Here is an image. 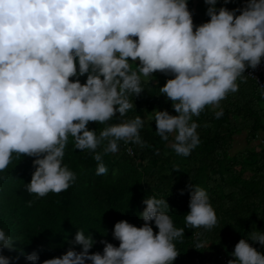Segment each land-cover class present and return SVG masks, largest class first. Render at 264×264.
<instances>
[{
    "label": "clouds",
    "instance_id": "1",
    "mask_svg": "<svg viewBox=\"0 0 264 264\" xmlns=\"http://www.w3.org/2000/svg\"><path fill=\"white\" fill-rule=\"evenodd\" d=\"M206 3L210 19L194 25L188 0H0V170L14 153L34 156L28 190L38 196L66 190L77 179L63 162L71 136L81 150L103 145L94 157L97 174L106 173L104 152L117 151L121 139L143 143L141 115L109 121L133 107L130 94L144 89L141 74L151 77L156 70L174 73L160 92L176 110L156 111V131L166 141L171 134L170 147L189 155L200 143L193 116L219 106L239 89L245 69L264 57V0H246L239 10ZM137 58L138 70H132ZM90 121L105 126L97 134ZM191 187L185 226L212 228L218 218L207 189ZM144 203L141 226L115 223L118 246L104 240L103 252H90L94 237L80 228L74 242L82 251L70 247L42 264H173L175 240L185 227L175 225L166 198L152 194ZM249 237L264 244V230L242 237L228 264H264V252ZM13 239L0 227V248L13 247ZM11 259L0 251V264ZM27 259L39 261V252Z\"/></svg>",
    "mask_w": 264,
    "mask_h": 264
},
{
    "label": "trees",
    "instance_id": "2",
    "mask_svg": "<svg viewBox=\"0 0 264 264\" xmlns=\"http://www.w3.org/2000/svg\"><path fill=\"white\" fill-rule=\"evenodd\" d=\"M245 2L217 0V5L239 10ZM188 5L194 25L210 19L206 0H188ZM130 63L132 70H138V58ZM172 75L161 70L151 77L141 74L144 89L130 94L133 107L111 118L109 123L141 115L143 143L131 140L132 155L125 151L124 139L117 151L104 152L106 173L97 174L94 157V151L103 152V145L81 150L70 136L63 162L77 173L76 182L59 193L38 196L28 190L35 157L13 154L8 167L0 170V227L14 238L13 247L3 246L0 251L12 258L10 264H42L70 247L82 251V244L74 242L80 228L94 237L90 252H103L104 240L118 246L115 223L120 219L137 226L145 223L139 213L146 207L144 199L152 194L166 198L170 206L166 210L175 225L185 227V234L175 240L179 254L173 264H228L235 258L232 252L239 239L264 230V143L254 144L264 134V87L242 74L237 91L229 92L219 106L207 105L193 116L199 123L200 143L189 155H181L170 147L171 134L166 141L156 131L154 119L158 109L176 113L172 100L160 92ZM86 77L87 73L79 79L85 82ZM219 108L223 113L216 116ZM88 126L99 134L105 124L90 121ZM243 132H247L248 145L233 153L235 137ZM194 184L208 191L218 218L212 228L185 226ZM151 223L158 231L154 219ZM249 241L264 252V244L250 237ZM33 250L39 252V261L27 259Z\"/></svg>",
    "mask_w": 264,
    "mask_h": 264
},
{
    "label": "built area",
    "instance_id": "3",
    "mask_svg": "<svg viewBox=\"0 0 264 264\" xmlns=\"http://www.w3.org/2000/svg\"><path fill=\"white\" fill-rule=\"evenodd\" d=\"M245 74L250 79L255 81L260 87H264V57H262L261 63L255 68H252L251 66L247 67L245 69ZM124 148L128 154H134V148L131 140H125Z\"/></svg>",
    "mask_w": 264,
    "mask_h": 264
},
{
    "label": "rangeland",
    "instance_id": "4",
    "mask_svg": "<svg viewBox=\"0 0 264 264\" xmlns=\"http://www.w3.org/2000/svg\"><path fill=\"white\" fill-rule=\"evenodd\" d=\"M138 62H140L139 59H138ZM247 138H248L247 132H243L242 134L236 135L234 146H233V153L244 149L248 145ZM263 140H264V134L260 135L255 140L254 144L261 146L264 143Z\"/></svg>",
    "mask_w": 264,
    "mask_h": 264
}]
</instances>
